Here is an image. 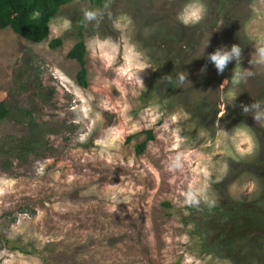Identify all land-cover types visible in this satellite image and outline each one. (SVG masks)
I'll return each mask as SVG.
<instances>
[{"label": "rangeland", "instance_id": "374dc122", "mask_svg": "<svg viewBox=\"0 0 264 264\" xmlns=\"http://www.w3.org/2000/svg\"><path fill=\"white\" fill-rule=\"evenodd\" d=\"M188 2L74 0L41 42L0 30V102L9 108L0 121V264H264L263 241L237 254L238 242L219 247L230 227L203 209L207 200L264 202V120L238 107L264 92V65L252 62L264 0H202L205 18L185 27L176 16ZM79 31L85 88L66 56ZM54 38L62 44L53 49ZM233 43L242 48L236 70L252 75L221 89L235 64L218 75L207 54ZM149 129L154 139L137 155ZM35 136L19 160L16 141ZM190 192L202 193L198 203Z\"/></svg>", "mask_w": 264, "mask_h": 264}, {"label": "trees", "instance_id": "16d2710c", "mask_svg": "<svg viewBox=\"0 0 264 264\" xmlns=\"http://www.w3.org/2000/svg\"><path fill=\"white\" fill-rule=\"evenodd\" d=\"M72 1L74 0H0V30L9 29L25 40L36 43L41 42L49 36V23L51 19L56 16L61 7ZM84 1L99 6L103 2V0ZM78 34L80 39L69 49L66 56L69 59H75L78 63L75 81L79 86L85 88L87 86V70L85 66L86 46L82 32L79 31ZM61 44V38H54L49 41V47L53 49L61 46ZM208 64L211 63L208 62ZM208 70L210 71L211 68L207 67V71ZM169 81L171 82V85L174 86V79H170ZM257 101L264 102V92H261ZM238 107H240V104H238ZM8 114L9 108L7 104L5 102H0V121L5 119ZM28 123L30 124L28 128L32 131V121L28 120ZM144 133L146 134V137L135 146V152L137 155L142 154L149 141L154 139V133L151 129L145 130ZM257 140L260 147L256 159L264 162V140L261 136H257ZM38 143L39 140L36 136L27 141H16L15 150L18 146L17 149H20V151L22 149L23 151H21L22 153L20 155L18 154L19 160L25 158L28 153L33 152L38 146ZM10 166L11 163H9L7 168L9 169ZM223 206L203 208L208 212L213 211V214L216 215L215 218L224 221L225 224H228L227 226L230 227L228 233L219 232L218 237L221 238L220 242L218 241L219 247H224L226 245V248L231 250L233 248L231 244L238 242L239 245L235 250V254H237L240 252V247L242 246H253L258 243V241L264 242V234L262 233L264 231L263 201L260 200L239 204L230 203ZM244 259L249 263L259 264L257 263V260H255V256ZM236 263L241 264V261Z\"/></svg>", "mask_w": 264, "mask_h": 264}, {"label": "clouds", "instance_id": "9594fccd", "mask_svg": "<svg viewBox=\"0 0 264 264\" xmlns=\"http://www.w3.org/2000/svg\"><path fill=\"white\" fill-rule=\"evenodd\" d=\"M207 14V9L202 2V0H189L188 3H186L181 10L177 13L176 19L177 21L185 26V27H191V26H197L200 24V22L205 18ZM97 13L93 11H88L85 13V18L87 20H93L95 19ZM69 22L64 21L63 28L67 29L69 27ZM223 26V22L214 30H219ZM209 43V42H208ZM208 45V44H207ZM205 46V48L207 47ZM207 60L209 63H211L215 69L218 75L223 74L225 69L228 67L229 63L234 62L235 66L232 69V73L230 78L224 79L219 86L221 89L227 87L229 81L232 84L239 83L245 76L252 75L251 72H240L236 69L241 65L242 60V48L240 44L233 43L231 46H222L216 48L214 51L207 54ZM257 65H264V42L260 43L254 48V60L252 61ZM143 70L142 68L140 69ZM207 65L203 66L200 69L201 73L206 72ZM187 79V73H179L178 74V83H183L184 80ZM236 95H234L232 92L228 93V98L230 100H235ZM241 110L243 113H249L252 112V119L254 121H261L264 120V102L262 101H255L251 104H241L240 105ZM251 142H249V150H251ZM202 195V193H192L190 192L188 194V202L189 203H198L197 196ZM205 199H207L205 197ZM207 203L209 204V207L214 206V201L207 200Z\"/></svg>", "mask_w": 264, "mask_h": 264}]
</instances>
